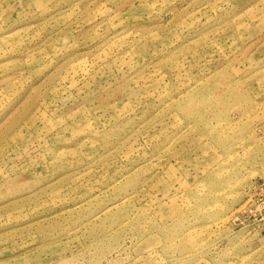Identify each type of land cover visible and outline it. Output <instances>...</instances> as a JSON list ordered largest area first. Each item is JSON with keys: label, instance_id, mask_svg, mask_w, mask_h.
Returning a JSON list of instances; mask_svg holds the SVG:
<instances>
[{"label": "rangeland", "instance_id": "obj_1", "mask_svg": "<svg viewBox=\"0 0 264 264\" xmlns=\"http://www.w3.org/2000/svg\"><path fill=\"white\" fill-rule=\"evenodd\" d=\"M0 264H264V0H0Z\"/></svg>", "mask_w": 264, "mask_h": 264}]
</instances>
